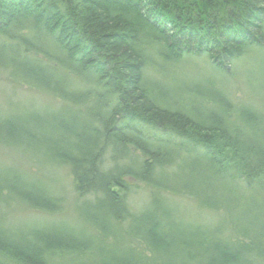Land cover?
Masks as SVG:
<instances>
[{"label":"rangeland","instance_id":"374dc122","mask_svg":"<svg viewBox=\"0 0 264 264\" xmlns=\"http://www.w3.org/2000/svg\"><path fill=\"white\" fill-rule=\"evenodd\" d=\"M241 47L246 50L243 59L230 64L207 56H185L175 64H167L161 55L154 53L158 52L154 47L147 51L144 46L143 54L151 60L144 67L143 79L154 85L152 95L156 105L174 110L180 108L173 101L181 93L184 101L205 114L213 106L210 97L220 96L218 92L224 91L238 102L235 109L245 108L248 116V112L253 115L249 119L258 121L253 128L233 119L231 113H224L219 117L229 130L225 139L237 134L241 140L242 137L253 140L255 128L259 130L256 134L264 130V40L248 49L245 45ZM220 62L224 64L221 68ZM83 103L62 106L55 98L0 76V125L10 120L15 126L13 131L30 136L26 141L17 135L18 138L11 136L10 143L0 142L2 232L7 236L21 234L31 242L36 240L35 232L49 229L60 236L64 246L72 251L63 249V254L52 250L57 254L47 264H212L218 258L217 252L227 248L238 249L239 264H264V187L257 188L254 184L250 189L243 188L248 175L236 172H243L245 167L247 170L248 164L245 165L243 158L246 155L239 151L243 148L238 139L239 146L234 147L224 142L223 136L221 140L214 135L207 141L199 138L195 146L191 139L187 142L177 136L170 137L168 131L170 135L166 136L163 130L145 127L144 139L150 138L153 152L158 153L155 162L164 165L154 170L143 164L152 166L153 156L141 154L138 144L128 151L130 158L116 152L122 150L119 145L115 152L106 150L103 168L117 179L111 182H119L114 186L110 183L108 188L126 206L115 212L106 206L110 203L108 194L91 195L94 198L89 194L79 195L75 177L67 166L49 161L39 153L40 147L35 143L39 136L44 138L49 133V127H44L49 126L46 121L52 118L48 112L58 110L73 125L71 131L81 135L82 140L95 137L92 129L97 125L91 127V119L80 114L91 108V103ZM242 103L247 107L241 106ZM211 110L217 113V109ZM205 119L200 122H206ZM112 129L117 131L113 126ZM161 135L167 139L156 141ZM104 139L101 135L97 141L99 148ZM256 140L264 151L262 135ZM64 142L59 147L76 149L81 141L66 137ZM204 143L210 146L203 147ZM211 148L219 152V156L215 155L216 166L207 159ZM113 161L121 170H112ZM220 164L221 170L217 167ZM236 175L241 180H236ZM152 177L157 181H152ZM146 179L150 184L144 182ZM8 188L11 191L24 188L22 201L8 197ZM149 227H155L157 237L163 242L160 248H155V253H150L147 247L151 239L147 234ZM202 252L207 259L201 256Z\"/></svg>","mask_w":264,"mask_h":264},{"label":"trees","instance_id":"16d2710c","mask_svg":"<svg viewBox=\"0 0 264 264\" xmlns=\"http://www.w3.org/2000/svg\"><path fill=\"white\" fill-rule=\"evenodd\" d=\"M263 30L264 0H0V76L55 98L62 106L91 103L92 107L80 114L84 119H91V127L97 125L92 129L95 137L82 140L81 135L71 131L73 125L61 117L58 110L48 112L52 118L46 121L49 126L44 127H49V133L44 138L39 136L35 143L40 147L41 152H38L49 161L67 166L75 177L79 195L108 194L110 203L106 206L115 212L126 206L119 197L111 195L108 188L110 183L114 186L119 182H111L117 179L103 168L106 150L115 152L119 145L122 150L116 152L126 158L131 147L138 144L141 154L154 158L152 166L143 163L149 170L164 167L155 162L158 153L153 152L154 143L150 138L144 139L145 127L163 130L166 136L170 135L168 131L172 134L170 137L177 136L187 142L191 139L195 146L199 138L207 141L214 135L223 136L229 146L242 145L239 151L246 155L243 158L248 166L246 170L242 162L245 170L236 173L248 175L243 188L249 186L250 189L254 184L261 188L264 187V151L256 144V137L264 138V130L256 134L259 130L255 128L251 135L254 139L249 141L244 137L241 140L237 134L225 139L228 128L223 122L216 123L215 116L198 115L194 119L178 110L158 107L144 84L143 70L148 60L146 62L142 49L145 46L148 51L154 47L155 51L163 52L165 60L173 63L189 52H201L197 46H203L221 60L242 50L239 33L247 32V42L261 45ZM161 58L164 60L162 55ZM115 61L122 62L123 68H116ZM223 63H227L226 60ZM250 116L246 115L243 124L254 128L258 121L249 119ZM203 118H207L204 123L200 122ZM11 123L2 121L0 142L10 143L11 136L18 138L17 135H22L25 141L30 139L27 133L13 131L15 126ZM101 135L105 139L99 148L97 141L101 140ZM163 136L156 141L167 139ZM66 137L81 142L76 149L71 146V149H63L59 146L65 143ZM206 146L210 145L204 143L203 147ZM217 152L215 148L208 152L207 159L212 166L218 163ZM114 163L112 170H121ZM217 167L223 168L222 164ZM239 176H235L236 180H241L237 179ZM147 179L144 182L150 184ZM153 180L157 181L152 177ZM23 190L8 188V197L22 201ZM116 217L119 220L120 213ZM154 228L149 227L147 231L153 240L149 238L147 242L150 253L163 245ZM1 230L0 264H47L57 254L55 252L72 251L50 229L35 232V242L27 241L21 234L7 236ZM236 250H219L212 264H239L240 255ZM201 256L206 257V254L202 252Z\"/></svg>","mask_w":264,"mask_h":264},{"label":"bare ground","instance_id":"6f19581e","mask_svg":"<svg viewBox=\"0 0 264 264\" xmlns=\"http://www.w3.org/2000/svg\"><path fill=\"white\" fill-rule=\"evenodd\" d=\"M238 37L241 38V41H243L242 45H245V47L247 49L252 47V46H254V44H251V42H247V32H245L244 34H240L239 33ZM197 50H201V52H197V54H195V52H189V53L185 54L183 56V58L185 56H193V57L207 56L210 59L212 58V60H213V58H214V60H216L217 58H220V56H217L216 53L211 55L209 53L210 49L203 48V46H197ZM236 50H234V52ZM245 51L246 50H244V49H242V50L240 49V51L236 52L235 53L236 55L231 56V58L230 57L229 58L224 57L221 60L222 61L226 60V62L230 64V62H234V61H236L238 59H243ZM154 53H156L157 56L162 55V57L164 59L163 61L166 62L167 64H171L172 63V62H169V61L165 60V55L163 54V52H159L158 51V52H154ZM156 55H153V58H155ZM147 60L149 61V60H151V58L146 57V62H147ZM156 61H159V60H156ZM119 63L120 62H116V68H118V66H121V68H123V66H124L123 63L122 62H121V64H119ZM175 63L176 62H173V64H175ZM222 66H224V65H222V64L218 65V67H220V68ZM144 84L148 88L149 93H151V94L155 93V91L153 89L154 85H152L150 83H147V82H144ZM178 90L182 91L180 88H178ZM218 94L220 96L210 97V98L213 99V106L208 111H206L205 114H201L200 113V109L198 107H192L190 103L184 101L185 100L184 96H183L184 94H181V93L178 94L179 96L175 97L176 100L173 101V104H175L177 107H180V108H178L179 112H182L184 115H188L189 117L191 116V118H194V119H196V117H198V115L202 116V117L212 115V116H215V120H217L216 123H221L223 121L220 120L221 117H219V116L223 115L224 113L225 114H227V113L230 114L231 113L232 116H233V119L237 120L241 124L244 123L246 121V119H244V118L247 115V110L245 108L235 109L234 105L238 104V102H235L234 100H232L229 97H227V94L224 91H219ZM183 104H189V105L184 106ZM241 106L247 107V104L242 103ZM183 108H185V110ZM211 109H217V113L213 112L214 110H211ZM217 117L219 118V120L217 119ZM239 119H242V120H239ZM225 131H227V134L229 133L228 129H225ZM90 197H92L91 194H90Z\"/></svg>","mask_w":264,"mask_h":264}]
</instances>
